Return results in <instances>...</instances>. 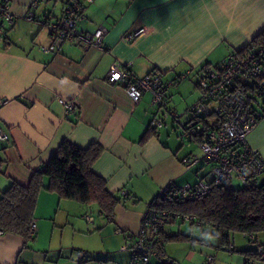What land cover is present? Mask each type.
<instances>
[{
  "label": "crops",
  "instance_id": "obj_1",
  "mask_svg": "<svg viewBox=\"0 0 264 264\" xmlns=\"http://www.w3.org/2000/svg\"><path fill=\"white\" fill-rule=\"evenodd\" d=\"M7 1L16 22L8 38H0V129L9 135L0 140V194L12 181L28 184L68 140L100 145L91 170L109 192L126 188L133 197H122L109 219L93 203L47 189L44 176L32 237L0 233V264H130V251L121 249L124 232L138 231L146 204L168 182H194L201 175L199 167L184 168L194 151L185 149L177 123L171 121L172 130L152 126L163 112L150 106L151 93L132 102L123 84L109 80L110 66H128L139 77L158 71L164 81L181 72L185 79L198 76L204 64L219 63L264 29V0H76L85 4L77 27L93 32L103 26L102 44L58 42L49 53L41 47L54 38L43 21L59 18L64 4L75 0ZM28 11L33 20L25 18ZM140 28L145 31L134 40H123ZM176 89L168 90L175 110ZM59 97L76 100L78 109L66 113ZM247 139L264 158V117ZM258 181L264 183V172ZM80 250L87 252L82 261L76 260ZM154 257L146 264H157Z\"/></svg>",
  "mask_w": 264,
  "mask_h": 264
},
{
  "label": "built area",
  "instance_id": "obj_2",
  "mask_svg": "<svg viewBox=\"0 0 264 264\" xmlns=\"http://www.w3.org/2000/svg\"><path fill=\"white\" fill-rule=\"evenodd\" d=\"M84 9V3L68 1L64 4L63 13L59 18L43 21L54 40L50 45L42 46L41 50L45 53L54 52L58 42H73L84 48L100 46L106 32L103 26H99L93 32L83 31L77 27V23L85 18ZM25 18L33 20V12L28 11ZM15 22L8 1L0 0V38H8V29L12 28ZM144 31L145 28H140L122 38L126 42H131ZM108 77L115 84H123L134 103L149 91L150 106L163 110L161 117L154 118L152 126L164 125L166 117L163 115H170L172 121L181 128V138L196 142L201 149V154H190L183 160L184 168L203 169L204 166H208V169L194 182L183 184L168 182L160 189V197H166L169 201L196 200L222 182H228L232 186L236 183L238 187L259 184L258 176L264 172V158L250 146L247 136L264 117V51L253 50L242 54L233 51L220 64L208 65L202 69L197 82L200 94L181 115L168 106V90L177 86L174 78L164 81L162 73L158 71L139 77L128 66L121 67L119 64L110 66ZM185 77V72L177 76L179 79ZM58 102L66 113L78 109L74 99L59 97ZM184 115H187L188 119L181 122ZM0 140H9V135L2 129ZM119 195L127 198L132 193L126 188H121ZM169 219L174 220L173 222L178 219L191 220L199 224L193 215L174 213V216L170 217L167 210L147 205L141 215L138 231L124 232L121 249L130 251V264H146L151 257L157 255L158 246L164 243L163 234ZM33 230L34 225L30 236ZM2 232L0 229V233ZM247 237L256 242L253 234H247ZM256 246L252 255L264 259V244L259 243ZM233 247V244H230L227 249L231 250ZM86 256L87 252L80 250L76 254V260L82 261ZM252 257H247L245 264H253ZM205 262L214 264V256H207Z\"/></svg>",
  "mask_w": 264,
  "mask_h": 264
},
{
  "label": "trees",
  "instance_id": "obj_3",
  "mask_svg": "<svg viewBox=\"0 0 264 264\" xmlns=\"http://www.w3.org/2000/svg\"><path fill=\"white\" fill-rule=\"evenodd\" d=\"M253 50L264 51V29L257 32L245 46L234 52L242 54ZM206 66L208 64H204L203 69ZM174 79L176 85L183 80ZM195 84L197 86V83ZM100 152L101 146L96 143L80 147L68 140H62L49 161L32 173L28 184L23 185L12 181L1 192L0 229L3 232L18 234L26 240L32 237L30 233L34 219V207L37 195L43 188L44 176H47L50 181L47 189L57 191L60 197L82 203H93L110 219L114 207L122 202V197L109 192L105 179L91 170V164ZM258 183L251 187H234L228 182H222L196 200L169 201L166 197H160L158 193L148 205L167 210L170 217L174 216V213L193 215L198 225H209L213 228L218 247H227L233 244L231 241L233 233L240 232L247 236V234L254 235L264 232V183L259 181ZM173 221L169 219L165 226ZM164 233V243L157 248L159 258L165 254L166 241L188 237L180 233L174 234L166 228ZM247 253H252V251ZM162 264L177 263L166 260Z\"/></svg>",
  "mask_w": 264,
  "mask_h": 264
},
{
  "label": "rangeland",
  "instance_id": "obj_4",
  "mask_svg": "<svg viewBox=\"0 0 264 264\" xmlns=\"http://www.w3.org/2000/svg\"><path fill=\"white\" fill-rule=\"evenodd\" d=\"M198 79L199 75H191L188 79L180 81V85L175 86L177 92L173 95L171 104L176 108L178 114H183L186 107L195 102L198 98L200 91L199 88L194 85L195 82H198ZM175 87H171V90ZM163 117H166L164 122L166 126H169L167 127L168 130H172L171 116L163 115ZM187 119L188 116L184 115L181 117V122ZM177 131H179L180 134L181 128ZM170 133H172V131H170ZM182 141L186 150L190 149L194 151L193 154H201V149L195 142H188L184 139ZM207 169L208 166L199 169L200 175ZM233 186L238 187L236 183H233ZM131 197L133 196L131 195L129 198ZM146 208L147 204L141 215L145 212ZM166 229L173 231L174 234L180 233L188 237L166 241L164 244L165 254L163 257H154L158 260L156 261L157 264H162L163 261L166 260L174 261L177 264H206L205 259L209 255L214 256V264H244L246 260L245 257L253 256L252 253L257 247L255 242H252L247 236L240 232L233 233L232 235L231 241L234 244L232 250H228L227 247H218L217 238L213 234V228L209 225L200 226L191 220H177L168 223ZM254 236L261 242H264V232L256 233ZM247 250L252 251V253H247ZM253 260H256L253 264H264V259L257 256H254Z\"/></svg>",
  "mask_w": 264,
  "mask_h": 264
}]
</instances>
